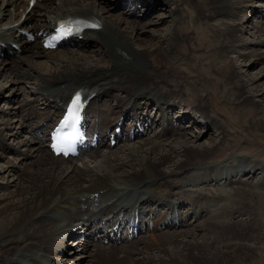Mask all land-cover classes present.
Listing matches in <instances>:
<instances>
[{
  "label": "bare ground",
  "instance_id": "6f19581e",
  "mask_svg": "<svg viewBox=\"0 0 264 264\" xmlns=\"http://www.w3.org/2000/svg\"><path fill=\"white\" fill-rule=\"evenodd\" d=\"M244 2L43 0L10 29L5 25L16 23L19 9L27 6L0 0V39L21 47L9 48L13 54L0 47V77L5 73L15 86L28 88L21 87L18 96L9 94L13 88L0 89V101L5 98L0 106V160L5 164L0 178L6 181L0 190V264H74L61 257L65 241L78 231L87 235L85 242L75 239L81 253L69 250L64 256L76 254L75 264H264V163L229 154L218 166L203 164L230 140L212 113L222 112L226 121L234 117L219 103L220 80L227 84L221 92L228 105L257 108L247 115L248 130L264 138L260 77L246 81L227 62L231 54H243L242 29L235 22H223L221 29L210 25L237 18L242 8L257 10ZM140 9L148 13L139 15ZM67 13L96 21L101 29L87 31L83 40L60 51H45L19 33L47 27ZM254 15L264 23V8ZM133 17L154 22L143 24ZM162 22L168 32L157 35L151 27ZM188 23L200 24L194 39L188 37ZM255 48L241 49L250 51L243 56L264 60V40ZM204 51L207 58L195 61ZM46 66L45 73L39 71ZM80 89L89 99L87 128L100 135L98 147L80 157L81 165L51 157L45 135ZM184 94L192 99L191 111L214 131L212 145H198V138L177 140L194 115ZM180 107L184 112L173 116ZM119 127L122 139L111 147L103 135ZM150 131L153 138L145 140ZM142 139L138 146L130 145ZM119 144L121 152H116ZM158 209H167L160 219L154 218ZM189 216L195 221L189 222ZM137 217L140 222L130 235L126 225ZM155 225L157 231L164 226L181 232L151 236Z\"/></svg>",
  "mask_w": 264,
  "mask_h": 264
},
{
  "label": "rangeland",
  "instance_id": "374dc122",
  "mask_svg": "<svg viewBox=\"0 0 264 264\" xmlns=\"http://www.w3.org/2000/svg\"><path fill=\"white\" fill-rule=\"evenodd\" d=\"M113 1H115V0H110V2H113ZM244 1H246V2H244V5L245 4L247 6L253 5L254 7H256L257 10H258V8H261V7L264 8V0H254V1L253 0H244ZM246 8H242L241 10H239L240 12L238 14V17L235 18L237 20H235L231 17H227V18L215 20L213 22L211 21L210 25H213L212 26L213 29H217V28L221 29L223 22H228L230 24L231 23L233 24L234 22L237 23L238 26H240V28L242 29L241 32L239 33L240 44L243 45L241 49L242 50L243 49H250V48L256 49L255 43L259 40H264V23L259 19V17H260L259 15H258V17L254 15V13L257 10L251 9L250 11H248V10H246ZM151 9H152L151 10L152 12L154 11V9L156 10V8H153V7H151ZM116 11H119V10L116 9ZM137 13L139 15L144 16L148 12L144 11L143 9H140L137 11ZM132 19L137 21V22L141 21L143 24H150V22H154L153 18L150 19L149 17L145 18L144 20L140 19L139 17L138 18L133 17ZM164 23L161 26L158 25L157 27L156 26L151 27V28H153V32L157 35L160 34L159 32H161V31H164V32L167 31L168 32L169 26L164 25ZM159 24H161V23H159ZM186 27L188 29V37L190 39H194L195 33H196V30H194V29H199L198 27H200V24L188 23V24H186ZM202 27L204 29H206V31L208 30V25L202 23ZM255 27H257L259 29L255 28ZM161 34H162V36H164L165 33L164 34L161 33ZM241 49L239 51L243 52L242 55L231 54L229 56V58L227 60L229 66L232 69L239 71L241 73L240 74L241 77L246 81L250 80L251 78L259 76L260 81L258 82L257 87H259L260 89H262V88L264 89V77H263V75H264V60L258 61L256 58L254 59L250 55L243 56V55H245L244 53L247 54L250 51L246 52V51H242ZM60 50H62V49H60ZM89 50L92 51V49H89ZM259 52H261V51L259 50ZM60 53L61 52L54 53V54L57 55ZM206 53H207L206 51L197 53L195 61L199 62V60L202 59L203 57L207 58L208 54H206ZM86 55H90V54L88 53ZM197 56H198V58H197ZM39 61L45 62L46 60L45 61L39 60ZM207 62H208V60L206 61V63ZM47 69H48L47 66L41 67V70H39V71L45 73V71H47ZM206 69H208V68H206ZM223 70L221 71L222 73H224L226 71V70L225 71H223ZM216 79H218V78H216ZM13 81H15V80L7 78L6 74L3 73V76L0 77V89L3 88L4 90L8 89L10 91L13 88V89H15V92H9V94L13 93V96H18V94L21 91V87H25V88H27V87L23 84H21V85L19 84V85L15 86L13 84ZM6 83H10V86H9V84H6ZM212 84H214V83H212ZM223 86H225V90H226L227 89L226 82L224 80H222V81L220 80V82L217 83V91H218L217 97H218V99H220L219 97L221 96L222 101H220L219 103L227 105V107H228L227 109L230 110L228 112L233 113L234 117L231 119H227V121H228L227 122L226 119L224 118L222 112L214 113V111H213L212 113L215 114L216 117L221 121L220 123H218L219 127L222 130L226 131V133H230V135L226 134L227 137L230 136L229 137L230 140H228V142L226 143V145H225L226 148H224V150L219 151L217 153L210 154L209 157H207V159L205 160V162H203V164H205V165L209 164L211 166H216L217 164H220L224 159H226L227 155H229V154H234L233 155L234 157H240V158L246 157L250 160L264 163V138L261 137L259 134L252 133L248 130V120H247L248 117H247V115L255 114L257 108H255L253 105L252 106H245V104H242V103L234 104V105L233 104L228 105L226 102L227 98H224V94L221 92L222 88H224ZM184 89H185V93L188 92V94H190L187 87H185V85H184ZM27 90H28V88H27ZM9 94L8 95L5 94V96H9ZM185 95L186 94H184V96H182V97L188 101L186 107H188L189 111L191 112L189 114L191 115L193 113V111H191L192 106L190 105V103H192V99L190 97H185ZM4 100H5V98H4ZM4 100L0 101V106L4 105V103H3ZM260 101H261L260 102L261 103L260 108L264 109V97H261ZM14 106H16V104H14ZM181 108L182 107L178 108V110L175 112V114L173 113V116H176V115L178 116V114H179L178 112H180V114H182L184 111H183V109L181 110ZM1 110H3V109H0V111ZM155 112H156V110H153V115L155 114ZM193 114L195 116L193 115L191 117H188V119H190V121H189L190 123H187V121H186V123L184 122V124L182 125L183 130H182V132L181 131L180 132L182 133V135L183 134L184 135L182 137L178 136L179 139L177 138V140L178 141L180 140L183 142H187V141L190 142V141L195 140V139L197 140V138H198V140H199L198 145H202L205 147L212 145V142L215 139L214 131L211 130L212 128L209 129V126L205 123V119L203 117H201V114H197V113H193ZM12 119H14V118H12ZM0 121H1V119H0ZM176 121L177 120H175V123H177ZM195 124H196V126H195ZM153 132L148 133L149 135H146L144 137V139L146 138L145 140H148V139L153 138V137H149V136L153 135ZM177 133H178V131H177ZM144 139L140 140L139 142L134 141L135 143L130 144V145L138 146L140 142L144 141ZM120 148H121V145L119 144L117 147L114 148V150L117 152L118 150L119 151L121 150ZM11 158H13V157H11ZM75 162H76V164L81 165L79 160H75ZM0 166H3V167L5 166L3 160H0ZM3 176H5V174H3ZM0 177H1V174H0ZM7 180L12 181V178H8ZM5 183H6V181L4 179L0 178V190L4 188L3 186L5 185ZM164 211H165V209H160V211L158 212L157 215L154 214V218H156V217L159 218V216L164 214ZM146 215L147 214H145L143 216H146ZM150 217H152V215H149V219H151ZM191 220H192V216H189L188 221L190 222ZM194 221L195 220L193 219L192 222H194ZM165 231L170 232V233H176V231L181 232L180 229L179 230L175 229V231H174V229L166 230L164 226H160V229H158V231H157L156 225H155L152 233H150V234H151V236L156 235V234H160V233L163 234V233H166ZM79 233H80V231H78V235L76 237H73L71 239H69V237H68V240H66L64 243V245H65L64 247L66 248V251L63 253V257H61V258H68L65 260L66 262L68 261L67 263L73 262L75 264V261H73V258L78 255L77 253H81L79 250L77 251V249H79L77 246H75L77 244H74L75 239L79 237ZM69 250L72 253H75L77 251L76 252L77 255L71 254V255H68L69 257L68 256L64 257L65 255L68 254V252L70 253ZM252 255H254V254H252ZM86 256H87V253L85 254V257ZM82 261L85 262L83 257H82Z\"/></svg>",
  "mask_w": 264,
  "mask_h": 264
},
{
  "label": "snow or ice",
  "instance_id": "6c2138e0",
  "mask_svg": "<svg viewBox=\"0 0 264 264\" xmlns=\"http://www.w3.org/2000/svg\"><path fill=\"white\" fill-rule=\"evenodd\" d=\"M78 99H79V98L77 97V102H78Z\"/></svg>",
  "mask_w": 264,
  "mask_h": 264
}]
</instances>
